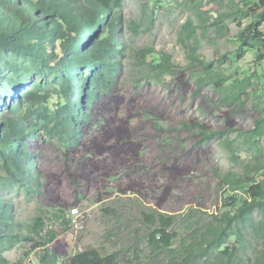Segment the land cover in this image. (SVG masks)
<instances>
[{
  "label": "rangeland",
  "instance_id": "1",
  "mask_svg": "<svg viewBox=\"0 0 264 264\" xmlns=\"http://www.w3.org/2000/svg\"><path fill=\"white\" fill-rule=\"evenodd\" d=\"M115 1L126 25V55L112 98L92 110L79 147H65L48 136L32 140L34 165L46 185L43 196L29 200L17 190L5 196L21 222L31 220L39 208L64 211L69 230L49 220L59 232L51 247L62 262L87 248L122 253L138 242L144 251L139 257L160 264L163 258L154 263L147 258L149 227L142 210L184 215L198 209L209 217L224 211V199L229 198L222 180L226 175L238 177L249 169L262 180L264 130L259 138L252 131L264 120V58L259 60L264 50L257 54L247 49L239 56L238 37L250 19H242L239 26L232 13L241 10L245 0ZM216 18H223L221 28L212 26ZM189 19L200 28L201 58L214 62V75L227 78L224 88H217L211 77L208 84L201 83L209 75L189 66L180 43ZM131 22L140 24L143 33L134 34ZM142 47L168 53L186 69L161 79L144 78L146 73L131 58L135 48ZM195 124L217 135L205 142L198 129L187 127ZM186 231L181 228L182 236ZM235 239L233 235L230 243ZM42 253L21 243L4 256L12 263L39 264ZM139 253L134 249L129 255L136 259Z\"/></svg>",
  "mask_w": 264,
  "mask_h": 264
},
{
  "label": "trees",
  "instance_id": "2",
  "mask_svg": "<svg viewBox=\"0 0 264 264\" xmlns=\"http://www.w3.org/2000/svg\"><path fill=\"white\" fill-rule=\"evenodd\" d=\"M245 3L232 13L239 26L242 19H250L238 37L239 56L247 49L257 54L264 50V0ZM252 3L254 7L248 8ZM115 4V0H0V105L4 107L0 106V264H23L4 256L21 243L43 251L39 264H148L139 257L144 251L138 242L122 253L87 248L62 262L51 247L59 232L49 220L62 231L69 230L64 211L39 208L31 220L21 222L5 196L10 190L29 200L43 196L46 185L34 165L32 140L48 136L65 147H79L85 127L92 122V110L112 98L126 55L122 37L126 25ZM223 25V18L212 23ZM130 29L136 35L142 31L137 22H131ZM198 29L191 19L182 26L180 43L189 66L209 75L201 83L208 84L211 77L217 88H224L227 78L214 75V62L200 56ZM131 58L148 79L186 69L153 47L135 48ZM263 124L259 120L252 131L257 138L263 136ZM187 127L198 129L205 142L217 135L204 125ZM261 178L249 169L238 177L226 175L222 180L229 198L224 199V211L209 217L198 209L184 215L142 210L149 227L147 258L152 263L163 258L160 264H264V173ZM241 191L242 197L230 196ZM181 228L187 230L183 236ZM233 235L236 239L230 243ZM134 249L141 252L136 259L129 255Z\"/></svg>",
  "mask_w": 264,
  "mask_h": 264
},
{
  "label": "built area",
  "instance_id": "3",
  "mask_svg": "<svg viewBox=\"0 0 264 264\" xmlns=\"http://www.w3.org/2000/svg\"><path fill=\"white\" fill-rule=\"evenodd\" d=\"M263 32H264V27H263ZM73 213H74V214H77V213H78V208H74V209H73Z\"/></svg>",
  "mask_w": 264,
  "mask_h": 264
}]
</instances>
